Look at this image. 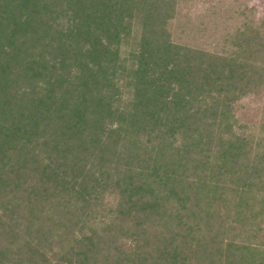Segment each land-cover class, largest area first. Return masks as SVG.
I'll use <instances>...</instances> for the list:
<instances>
[{"label":"trees","instance_id":"trees-1","mask_svg":"<svg viewBox=\"0 0 264 264\" xmlns=\"http://www.w3.org/2000/svg\"><path fill=\"white\" fill-rule=\"evenodd\" d=\"M187 1L0 0V264H264V14Z\"/></svg>","mask_w":264,"mask_h":264},{"label":"rangeland","instance_id":"rangeland-1","mask_svg":"<svg viewBox=\"0 0 264 264\" xmlns=\"http://www.w3.org/2000/svg\"><path fill=\"white\" fill-rule=\"evenodd\" d=\"M247 5L248 7H254L256 9V13L258 16H262L264 14V0H188L185 5H183V10L179 16L181 18L184 15L188 14V17H196L195 22L199 24L201 20L197 17V15L210 6H215V10L221 9L223 11L233 8L237 5ZM186 18V17H185ZM209 42V41H208ZM263 103L257 102L253 99H248V101L244 102L242 105V110L244 112V116H248L251 120H261L263 117ZM263 108V109H262Z\"/></svg>","mask_w":264,"mask_h":264}]
</instances>
